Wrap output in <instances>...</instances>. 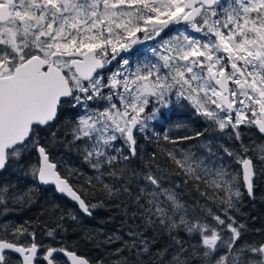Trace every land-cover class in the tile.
<instances>
[{
    "label": "snow or ice",
    "instance_id": "snow-or-ice-1",
    "mask_svg": "<svg viewBox=\"0 0 264 264\" xmlns=\"http://www.w3.org/2000/svg\"><path fill=\"white\" fill-rule=\"evenodd\" d=\"M261 182L264 0H0V264H264ZM109 204L78 255L66 222Z\"/></svg>",
    "mask_w": 264,
    "mask_h": 264
},
{
    "label": "trees",
    "instance_id": "trees-1",
    "mask_svg": "<svg viewBox=\"0 0 264 264\" xmlns=\"http://www.w3.org/2000/svg\"><path fill=\"white\" fill-rule=\"evenodd\" d=\"M178 112L180 114V118L185 120L189 127L200 128L202 126V121L195 117L190 109L178 110ZM250 138L255 139L258 143L262 142L258 135H250ZM71 158L77 159L75 153L71 154L68 158L69 162H71ZM52 197L53 194L51 193L47 195L48 200H51ZM58 202L66 209L74 207L67 201L58 200ZM43 207H46V205H44V198L42 197L38 201L37 205L33 206L32 209L21 212L16 219L20 222L24 219H35L40 215ZM254 209V217L259 221V227L256 229L264 230V201L259 204H255ZM41 219H46V216L41 217ZM65 226L67 227V232L63 234L64 243H66L70 249L75 250L78 255L95 260L97 256L103 254L104 249L96 247L92 242L86 240L85 237L87 235H93L97 239L102 240L106 236L114 232H118L121 228L120 210L109 204L107 207L98 208L92 217L81 215L78 221H67ZM97 233H99V235H97ZM249 235H256V233L253 230ZM38 238L43 239L45 243H48L46 237L41 235Z\"/></svg>",
    "mask_w": 264,
    "mask_h": 264
},
{
    "label": "flooded vegetation",
    "instance_id": "flooded-vegetation-1",
    "mask_svg": "<svg viewBox=\"0 0 264 264\" xmlns=\"http://www.w3.org/2000/svg\"><path fill=\"white\" fill-rule=\"evenodd\" d=\"M253 140H255V139L249 138L245 142L251 144ZM256 143H258V142H256ZM140 144L144 148H146L148 151L154 150L151 147V145L146 144V142L143 141L142 139L140 141ZM261 185H262V187L260 189H258L257 199L255 201H251V200L245 199L244 205H243V212L245 213V216L243 218L240 217L245 223L248 224L249 229H251V230L252 229L255 230L257 227H259V221L255 219L253 212L255 210L254 209V205L255 204H259V203H261V202L264 201L260 197L261 196V193L264 192V182H261Z\"/></svg>",
    "mask_w": 264,
    "mask_h": 264
},
{
    "label": "rangeland",
    "instance_id": "rangeland-1",
    "mask_svg": "<svg viewBox=\"0 0 264 264\" xmlns=\"http://www.w3.org/2000/svg\"><path fill=\"white\" fill-rule=\"evenodd\" d=\"M143 46H134V48L132 50H130L129 52L127 53H122V55H126V56H129L132 58V61H133V66H135V62H136V59H137V56H136V49L137 48H141L142 49ZM179 110V109H178ZM177 110V111H178ZM250 138V135H246L245 136V141L248 140ZM218 142H223V143H231L230 141L227 140V138H223L222 140H218ZM72 159V158H71ZM70 163H78V160L73 158L71 160ZM261 197V196H260ZM245 215L241 216L242 218L244 217ZM250 236V235H249ZM251 237V236H250Z\"/></svg>",
    "mask_w": 264,
    "mask_h": 264
}]
</instances>
